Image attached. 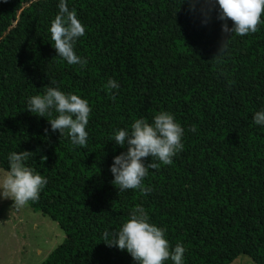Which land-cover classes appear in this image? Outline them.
<instances>
[{"label": "trees", "instance_id": "trees-1", "mask_svg": "<svg viewBox=\"0 0 264 264\" xmlns=\"http://www.w3.org/2000/svg\"><path fill=\"white\" fill-rule=\"evenodd\" d=\"M67 3L86 26L74 45L83 68L56 56L49 29L59 0H0V167L9 169L10 152H32L27 166L47 184L28 204L66 233L41 264H138L101 241L137 205L166 230L170 250L185 247L183 264H230L241 254L264 264V125L253 120L264 109V15L257 32L233 35L214 58L227 38L218 4L209 13L203 0L194 11L192 0ZM110 78L119 89L105 88ZM51 80L88 101L86 147L26 110ZM162 111L184 128L183 150L149 169L150 193H119L110 168L127 145L115 132Z\"/></svg>", "mask_w": 264, "mask_h": 264}, {"label": "clouds", "instance_id": "clouds-1", "mask_svg": "<svg viewBox=\"0 0 264 264\" xmlns=\"http://www.w3.org/2000/svg\"><path fill=\"white\" fill-rule=\"evenodd\" d=\"M196 2L192 0L193 11ZM203 3L210 5L207 10L209 13L218 4V19L224 21L222 32L227 38L222 41L214 58L227 52L233 35L245 36L257 32L264 15V0H203ZM58 9L49 29L56 56L66 60L69 65H80L83 68L88 60L76 54L74 45L85 35L86 26L78 18L77 11L69 8L67 0H59ZM229 20L232 21V27L227 23ZM55 84L56 81L51 80L50 84L44 86V94L31 96L26 110L39 117H46L51 130H58L61 137L66 133L73 145L86 147L89 135L86 126L92 109L79 94L65 93L59 87L52 86ZM119 87V83L111 78L105 85L109 90ZM115 98L113 95L112 99ZM53 110L58 115L53 117ZM253 120L257 125H264V109L255 112ZM196 130L195 125L190 128L192 132ZM183 136L184 128L173 114L166 111L156 114L152 123L143 118L136 119L130 132L124 128L117 130L113 140L121 147L127 145L126 151L113 158L110 168L114 175L112 183L119 189V193L129 189H137L145 195L150 193L152 189L142 183L149 169H159L161 163L172 164V158L184 148ZM31 153L27 150L10 152L9 169L0 171V196L12 199L14 208H23L29 201H37L47 184L44 176L27 166ZM149 156L152 162L145 165L143 159ZM101 241L109 247L115 246L122 251L126 249L138 264H165L169 259L173 264H183L186 251L180 243L170 250L166 230L151 223L148 212L141 205L132 209L130 218L119 230H106Z\"/></svg>", "mask_w": 264, "mask_h": 264}, {"label": "rangeland", "instance_id": "rangeland-1", "mask_svg": "<svg viewBox=\"0 0 264 264\" xmlns=\"http://www.w3.org/2000/svg\"><path fill=\"white\" fill-rule=\"evenodd\" d=\"M0 171L6 170L0 167ZM13 205L12 199L0 196V264H41L63 243L66 233L48 214L29 204L23 208ZM230 264L257 263L241 254Z\"/></svg>", "mask_w": 264, "mask_h": 264}]
</instances>
